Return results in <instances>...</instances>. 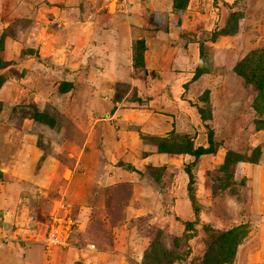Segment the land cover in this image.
Returning <instances> with one entry per match:
<instances>
[{
  "label": "crops",
  "instance_id": "crops-1",
  "mask_svg": "<svg viewBox=\"0 0 264 264\" xmlns=\"http://www.w3.org/2000/svg\"><path fill=\"white\" fill-rule=\"evenodd\" d=\"M54 1L56 2L51 4L50 2L48 4L41 3L38 14L34 15V18H38V20L28 19L30 21L24 24V28L28 30L36 26L41 31L49 32L54 31L49 29V26H55V33L51 32V34L54 33L55 35H49L50 39L48 42L54 43L56 47L58 45V48H55L58 55L53 59L54 61L48 63L49 66L43 65V70L45 71L46 69L50 76L59 78L60 75L64 79L68 78L63 72L51 69L52 66L50 65L52 62H58L60 68L66 66L63 65L64 58L71 54L72 59L76 60L75 69L80 67L82 60L85 62L84 68L88 70L85 74L89 76L90 80L87 79V82L83 83L84 85L80 88L84 94L78 97L80 100L76 101L77 104L75 102V106L81 107L82 114L78 113L76 115L88 114V110L92 112L89 116L93 115L92 120L94 121H89L90 133L86 136L85 142L87 144L89 142L95 144L94 153L99 151L107 158L115 159L118 163V170L111 176L100 168L97 178H95V174L92 176L90 170L87 173L79 172L77 176L76 168L70 171L71 174L74 172L72 178L74 174V179L82 177L85 185L81 189L73 186L76 191L72 193L74 198L71 200L76 205H80L82 211L80 210L77 213L79 221L76 220L78 222H76L70 233V245L48 250L42 247L43 244L39 241L31 244H24L21 241L20 243L22 244L18 248V242H16L18 237L16 239L13 238L10 242V264H130V258L137 259L139 263L142 259L140 258L142 252L144 254L149 246V240L144 234H137L134 229H128L130 225H133L131 223L132 220L141 217V214H143L141 210L143 202L138 197L139 194L141 195L143 191H146L151 198L155 197L154 189L158 186V182L155 179L160 178L157 173L160 170H157V168L163 166L162 169L166 178L168 176L180 178L183 181L182 187L188 176L184 169H186V164L189 163L196 162L195 165L199 163L196 168L198 171L202 162H205L207 167L204 166L203 172H207L206 175L210 177L214 175L220 176L223 174L220 166L225 160L226 153L231 150L241 154L243 152L241 149L244 145L241 143L248 137L251 144L250 152L242 154L250 156V153L255 148H260V160L257 164L240 162L236 165H247L249 168L259 167L264 155V140L260 139V142H258L256 137L264 133V128L258 130L251 123L247 126L239 124L233 127V120L227 119L225 124H220L214 131H211L212 135L216 133V138L215 135L213 136V142L216 143V145L214 144L216 151L202 155L197 161L195 156L169 155L157 151L158 145L155 139L169 138L173 132L177 135L189 136L193 140L195 148H207L210 145L209 135H206V138L202 137L201 140L200 136L199 142L195 139L196 137L191 136L192 133L190 131L192 129L195 131L194 135L198 136L200 132L199 126H202L203 121L199 109L191 108L189 105L188 99H190L191 94L187 96L185 92V88L188 86L192 85L194 87L197 85L196 87H198L200 83L197 84V82L205 74L194 79L195 73L184 72L187 65L184 63L183 58L177 60L174 56H168L171 52H176V47L170 44L169 40L175 44L177 39L178 42L184 41V43H187L190 39L192 44L196 46L195 33L197 31L207 30V32H210V35L206 34L208 37L214 35L215 38L222 37V39L228 35L218 34L219 29L215 28L216 22L213 25H211L212 23H205L204 27L201 25L202 29L196 28V25L193 30L183 28L185 23L189 24V26L192 24V22H189V18L191 19L194 13L192 9H201V3H204V0H189L190 3L187 8L179 11L174 8V0H129L128 8L127 6L124 7V3H119V0ZM228 1L231 4L229 10L239 11V6L243 5V8H241L243 12L242 23L238 30H234L237 31V34L235 36L231 34V37L232 35L236 37L241 31H246L243 33H247V37L244 40V44L247 45L253 36L251 30L256 29V31H261L263 37L260 43L264 45V0H244L242 4L235 0ZM193 3H196V7H192ZM181 11H185L183 15L180 14ZM244 36L242 37L243 39ZM256 36H259V34L256 33ZM143 42L144 48L140 44ZM81 51L82 53L79 54ZM196 51H198V48ZM232 52V55H235L234 51ZM220 53L218 52V54ZM227 60L225 61L227 62ZM237 61L238 58L236 57L231 63L233 69L231 71H234ZM0 69H2L0 71L6 72V68L0 66ZM233 73L237 77L235 78V86L239 85V82H244L242 77L235 72ZM49 78V76L45 77L48 80ZM100 80L113 86L102 85ZM122 84L128 85L129 88L131 86L130 91L126 92L117 89ZM99 85H102V88L97 90ZM135 86L136 89L133 91ZM10 87L15 90L17 84L7 80L2 85L0 88L1 100L10 93ZM70 87L71 85L69 88L60 90V92H66L71 89ZM208 88L211 90V87ZM103 90L105 91L103 92ZM223 90L225 91L223 93L224 97L228 99L229 97L226 95V93L229 95L228 90ZM132 92H134L133 96L136 98V102L134 101L131 104L130 102L121 103L125 99L127 101L129 93ZM258 93H255L253 98L251 97L252 100L250 98L251 103L254 102ZM14 98L16 96L13 92L10 95V100ZM94 100H105V103H99L96 106L93 103ZM82 101L86 105L81 103ZM225 106L229 107V103H226ZM219 110L224 112L219 118L220 121L225 118L226 113L225 109H220L219 107ZM7 121V124L0 125V172L2 173L0 180L8 176L18 180H21V178L27 179L35 184L33 180L40 179L41 170L46 168L48 159L46 162L43 161L46 159L41 158L43 155H40V149L38 150L34 146L31 147V145L29 148L32 150L27 151L26 157H19V149L9 151V148L13 146L7 147V140L10 137V131L17 129L13 125L17 124L16 119L10 121L7 119ZM36 123L45 125L37 121ZM97 126L99 129H97ZM36 128L38 127L36 126ZM41 128L39 127L40 130ZM202 130L205 131V129ZM6 132L9 137L6 136ZM32 138L33 136H30V141ZM153 148L156 149V153L148 155V151L153 150ZM32 157L35 158V161L31 160ZM48 158H53V156H48ZM21 159L30 160L32 163L41 161L43 166L40 170L27 176L28 174L23 170L24 167L20 166ZM159 162H162V164L159 165ZM211 162L213 166H209ZM14 164L17 167L19 165L21 168H14ZM138 165L145 166L146 169L151 168L153 173L149 170L145 171L146 176L141 175L144 170L140 171ZM175 165L183 168V170L181 171ZM5 166L9 168V172L3 171ZM248 167L243 168V172L251 170ZM261 168L264 167L261 166ZM233 172L235 173V171ZM252 173L256 176L255 172ZM254 175L251 177L252 180L250 179V183L253 185L255 179L258 178V176L255 177ZM19 176L22 177L20 178ZM145 177L151 180L142 181V178ZM136 178L137 181H134ZM30 182L25 184V191L31 187ZM144 183L149 188L143 186ZM127 185H129L128 188ZM134 185L137 187L133 189ZM32 187L35 192L36 187L34 185ZM179 189H181L180 186ZM179 189L176 193L179 194L176 199V206L183 217L190 219L192 218L191 216L195 215V212L192 213L191 201L188 194L184 190ZM91 190L93 191L88 194L89 199H86L85 196ZM136 190L138 194L134 196L133 193ZM245 191L248 192L247 188ZM117 193H119L120 198L112 202L111 196H115ZM1 197L2 194H0V212H2L0 214L4 215L3 217L9 224L16 226L17 235L21 237L27 233L28 238L36 236L38 230L33 225L25 226L22 229L23 224L19 222L20 216L19 219H14V215L11 212L5 211L4 206L9 207L12 204H6ZM24 200L27 201L26 199ZM207 202L208 199L202 202V205ZM208 210V208L200 206L198 216L203 217L205 220L209 216L211 219V216L214 217V213L209 210L210 215ZM0 220H2L1 217ZM128 235L132 240L128 238ZM254 235L257 240H260V247L253 245L252 248L249 244L250 241L248 239L252 240ZM263 238L264 231L251 232L239 245L235 259L231 264H264Z\"/></svg>",
  "mask_w": 264,
  "mask_h": 264
},
{
  "label": "rangeland",
  "instance_id": "rangeland-1",
  "mask_svg": "<svg viewBox=\"0 0 264 264\" xmlns=\"http://www.w3.org/2000/svg\"><path fill=\"white\" fill-rule=\"evenodd\" d=\"M119 1L121 4L124 3V7L127 6L128 8L127 4L129 0ZM235 1L242 4L244 0ZM48 2L51 4L56 1L0 0V61L3 62L2 65L7 69H5L6 72L0 71V75H3L4 83L10 80V82L17 84L15 90L10 87V93L4 96V99H0V125L7 124V119L9 121L16 119L17 125L13 126L17 129H12L10 131V137L9 135L7 136V132L5 133L6 136L9 137L7 140V147L10 145L13 146L9 148V151L19 149V157H26L27 151L32 150L29 148L31 145V147L34 146L37 147L38 150L40 149V155H43L41 158L46 159L43 161L46 162L48 159L46 168L41 170L42 175L40 179L33 180L35 184L27 179H22V176H19L21 180L13 179L8 176L0 180V194H2V200H4L6 204L11 203L13 205V207H11L12 205L9 207L4 206L5 211L8 213L11 212L14 215V219H19L20 216L19 222L23 224L22 229H24L25 226L33 225L38 230V234L34 237L28 238L27 233L19 237L17 235L16 226L11 223L9 224L3 217L4 215L0 214L2 218V220H0V255L3 257H0V264H10L11 239H16L18 237L16 242L20 243L23 241L24 244L42 241L50 226L51 219L63 216L62 209H65L67 218L71 217L73 221H79L77 213L78 211L80 212V210L82 211V208L71 200L74 198V194L72 193L76 191L73 186H77V189H81L85 185L82 177L74 179L75 174L72 178L74 172L71 174L70 171L76 168L77 176L79 172L87 173V171L90 170L92 176L95 174L94 176L97 178L100 168L102 171L105 170L108 172L111 176L118 170V163L115 159L107 158V156L103 153H99V151L94 153L95 144L92 142L87 144L85 142L86 136L90 133L89 121H94L92 120L93 115L89 116L92 112L88 110V114L76 115L78 113L82 114L81 107H78V105L75 106V102L78 99L80 100L78 97L84 94L83 90L80 88L87 82V79L90 80L89 76L85 74V72L88 71L84 68L85 62L82 60L80 67L75 69L74 64L76 60L72 59L71 54L64 58L63 65L66 66L60 68L58 62H52L50 65L52 66L51 69L61 73L63 72L68 78L64 79L60 75L59 78L50 76L46 69L45 71L43 70V65L45 64L47 67L48 63L54 61L53 59L58 55L57 51H55L58 45L56 47L54 43L48 42L50 39L49 35H55V26H49V29L54 30L49 32L41 31V29L36 26L28 30L24 28L26 22L38 20V18H34V15L38 14L40 4H48ZM203 2L204 3H201V9H192L194 13L191 19L189 18V22H192V26L185 23L183 28L193 30L196 25V28L199 27L202 29L201 25L204 27L205 23H212L211 25H213V23L216 22L217 25H215V28L219 29L218 34L223 36L228 35L222 39V37L215 38L214 35L208 37L206 34L210 35V32H207V30H203L202 32L197 31V33H195V43L198 51H196L197 48L192 44L190 39L187 43H184V41L178 42L177 39L175 40V44L169 40L170 44L176 47V52H171L168 55L169 57L174 56L177 60L183 58L184 63L187 65L184 72L195 73L196 71L194 70H196L198 65L205 68L204 70L207 72L203 75L202 79L197 82V84L200 83L198 87H196L197 85L194 87L191 85L185 88L187 96L191 94L190 99H188L190 107L199 109V112L200 109H202L206 117L207 115L211 116L209 117L210 120L205 119L203 116L201 117L203 122L202 126H199L200 132L198 136L194 135V129L190 131L192 133L191 136L196 137L195 139H197V142H199L202 137L206 138V135H209V133L214 131L220 124H225L227 119L233 120V127L239 124L247 126L250 123L254 124L256 129L257 127L264 126V115L260 116L254 113L253 104L250 101V98H253L254 94L259 92V89L256 85L245 82L243 78L244 82H239V85L235 86V78L237 77L234 75V71H231L233 70L231 63L236 57L238 61L245 60L251 57L254 51H258V48L264 51V45L260 43L263 35H261V31L259 32L256 31V29H252L251 32L253 36L249 40V43L245 45L244 40L247 37V33L245 34L243 32L246 31H241L236 37L234 36L237 34V31H235L232 37L231 34H229V32L236 30L232 29L237 23L235 18H239V25L242 23L243 12L241 8H243V5H240V10L237 11L229 10L231 4L228 0H204ZM189 3L188 0V4ZM192 7H196V3H193ZM184 12L185 11H181L180 14L183 15ZM222 31L226 32L223 33ZM51 32L54 33L51 34ZM256 33H258L259 36H256ZM218 34L216 33L217 36H219ZM243 36L244 39L242 38ZM202 49L204 51L203 53ZM82 51L79 54H81ZM232 51H234L235 55H232ZM218 52L221 53L218 54ZM261 55L262 54H259V56ZM225 60H227V62ZM58 66L59 68H57ZM48 76L50 77L49 80L45 79V77ZM65 81L67 84H64ZM100 82L102 85L113 86L107 82L104 83L103 80H100ZM98 83L99 81L97 85ZM70 85L71 89L63 93L60 92L62 87L69 88ZM102 85H99L97 90H100ZM208 87H211V90ZM130 88L128 85L122 84L120 87L118 86L117 89L129 92ZM135 89L136 86L133 91ZM223 89L228 90L227 92L229 95L226 93L229 97L228 99L224 97L223 93L225 91ZM104 91L105 90H103V92ZM206 91H209L208 95L205 93ZM13 92L16 98L10 100V95L13 94ZM133 95L134 92L129 93L127 101L125 99V101L121 103H133L136 99ZM81 103H83V101ZM93 103L97 106L99 103H105V100H94ZM226 103H229V107L225 106ZM219 107L220 109H225L226 113L225 118H222L220 121L219 118H221V114L224 112L219 110ZM39 112L47 115L49 120H53V125L36 123L34 115ZM205 121H207V123H205ZM36 126L38 128H36ZM39 127H42L41 130ZM97 129H99L98 126ZM202 129H205V131ZM176 135L177 134L174 136ZM214 135L216 138V133H214L213 136ZM30 136H33L31 141ZM200 136L201 138L198 140ZM260 139L264 140V133L256 137L258 142H260ZM241 144H244L241 149V151H243L242 153H249L251 149L249 137ZM68 145H70L69 148ZM155 153V148L148 151V155ZM251 154L252 153H250V155ZM48 156H53V158L49 159ZM31 160L35 161V158L32 157ZM261 161L260 165L264 167V155ZM20 164L21 167H24L23 170L28 174L27 176L40 170L43 166L41 161L32 163V161L25 159H21ZM161 164L162 162H159V165ZM198 164L199 163L192 166V168H194L193 171L191 170L193 172V174L191 173L192 178H190L187 173L188 176L183 187V181L180 178H174L168 175V178H166L165 172L162 169L163 166L157 168V170H160L157 172L160 178L155 179L158 182V186L154 189L156 193L155 197L151 198L146 191H143L141 195L139 194L138 197H140L143 202L141 208L143 214H141V217L132 220V222L130 221L133 225H130L128 230L134 229L137 234L142 233L147 236L149 246L144 254L142 252V256H140L142 259L139 263L137 259L130 258V264H170L168 263L166 255L162 253L163 250L171 256L180 255L181 259H178V261L173 264H201L208 249V232H206L205 226H213L218 230H227L232 226L245 224L247 227L241 230L242 233L246 231L245 239L251 232L264 231V168H261V166L249 168L247 165H232L231 169L223 171L225 172L222 176L223 180L218 184V189L221 188V191L217 192L215 190L217 186L215 182L216 179H214L215 175L210 177L206 175L207 172H203V168L206 166L205 162H202L200 169L197 171L196 168ZM138 166L140 171L144 170V172L141 173L143 176H146L145 173L149 170L153 173L151 168L146 169L145 166ZM209 166H213V163H209ZM233 166H235L234 169ZM15 167L21 168L19 165L17 167L14 164V168ZM178 167L179 166H177V168ZM246 167L251 170L243 172L242 169ZM179 169H181V171L183 170V168L180 167ZM232 170L235 171V173ZM3 171L9 172L10 170L5 166ZM231 171L234 175L232 178L227 174ZM252 172H255L256 176H258L254 181V185L250 183L252 180L251 177L254 175ZM226 179L228 183L222 186ZM147 180L151 179L148 177L142 178V181ZM134 181H137V178ZM29 182L31 183V187L28 188V186L27 188L30 191H25V184ZM32 185L36 187L35 192L32 189ZM146 185L147 184L144 183L143 186ZM179 186L181 189H179ZM87 187L90 188L89 185H87ZM128 187L129 185H127V188ZM135 187L137 186L134 185L133 189ZM241 187L247 188L248 190L247 197L245 198L246 203L244 205L238 199ZM178 189L184 190L191 201L192 213L195 212V215L191 216L192 218L190 219L183 217L181 215L182 213L178 211L176 206V199L179 196V194H176ZM92 191L93 190L87 193L85 196L86 199H89L88 194H91ZM192 193L195 196V205L192 203V198L190 197ZM137 194L136 190L133 195L136 196ZM241 194H243V192ZM118 198H120L119 193L115 196L112 195L111 201L115 202ZM207 199L208 202L202 205V202H205ZM200 206H204L211 210L210 212L214 213V217L211 216L210 219L208 216L207 220H205L203 217L196 215V211L200 209ZM209 210L208 213L211 215ZM197 218L198 222L196 221ZM194 221L196 222L191 227V230L188 231L186 229V223ZM135 222L137 223L134 225ZM128 238H130L129 235ZM130 239L132 240V238ZM248 240L250 241L249 244L251 247L253 245L260 247L261 245V242L259 243L260 240H257L255 235L252 240ZM263 241L264 238L262 242ZM18 243L17 246L19 248L22 243ZM42 247L44 246L42 245ZM32 248L34 249L33 245ZM155 249H157L159 257L163 259V262L160 263L149 259V257L153 255Z\"/></svg>",
  "mask_w": 264,
  "mask_h": 264
},
{
  "label": "trees",
  "instance_id": "trees-1",
  "mask_svg": "<svg viewBox=\"0 0 264 264\" xmlns=\"http://www.w3.org/2000/svg\"><path fill=\"white\" fill-rule=\"evenodd\" d=\"M175 8L176 9H184L186 8L188 4V0H174ZM237 23L233 26L232 29L238 30L239 25V18H235ZM225 33L226 31H222ZM235 31L229 32V34H234ZM143 48H144V42L140 43ZM202 49V53H203ZM255 54V55H254ZM259 54H262L259 56ZM203 55V54H202ZM255 56V57H254ZM204 58V57H203ZM3 62L0 61V66L5 68L3 65ZM205 68L201 67L198 65L196 68V72L194 75V79H197L198 77L202 76L203 74L206 73L204 70ZM234 72L245 79V82L251 83L253 85H256L257 88L259 89L258 96L254 100L253 104V109L254 113L259 114L260 116L264 115V51L258 49V51H254L252 53L251 57L246 58L245 60H240L237 62L236 66L234 67ZM3 76H0V88L3 85ZM67 84V83H64ZM64 87H62L61 90H63ZM207 95L209 94V91L205 92ZM200 113L205 119H209L211 117L210 115L204 114V111L200 109ZM35 120L37 122H41L46 125H53V120H49V117L47 115H44L43 113H35L34 115ZM264 128L263 127H257L258 130ZM175 133H172V136L169 138H156V142L158 145V152L159 153H165L169 155H191L199 159L202 155L207 154V153H214L216 151L215 145L216 143L213 142V135L212 133L209 134V147L204 148V147H198L195 148V144L193 140L189 136H184V135H176L174 136ZM215 144V145H214ZM261 156V149L260 148H255L254 151L250 156L244 155L237 153L235 151L229 150L226 153L225 160L223 164L220 166V169L223 171H228L231 169L232 165H236L240 162H245V163H252V164H257L260 160ZM196 162L194 163H189L186 164V172L189 174L190 178H192V166H194ZM225 172H223L224 174ZM227 173V172H226ZM2 173L0 172V177ZM193 174V173H192ZM223 174L220 176H215L214 179L215 182L217 183V186L215 187V190L221 191V188L218 189V184L223 180ZM230 178L234 176L231 172L227 173ZM228 183V180L226 179L225 183L222 184L225 185ZM215 184V183H214ZM243 192V194H241ZM190 197L192 198V203L195 205V196L194 194H190ZM247 197V192L245 191L244 187H241L240 194L238 195V199L240 202L244 205L245 198ZM195 202V203H194ZM196 215H198V210L196 211ZM198 222V218L196 219ZM187 222L186 223V229L188 231L191 230V227L194 225L196 222ZM198 224V223H197ZM247 225L245 224H239L232 226L231 228L227 230H218L216 228L205 226L206 232H208V241H207V253L206 256L203 258L201 261V264H231L238 251L239 245L242 243V241L245 239V233H242L241 230L246 228ZM241 232V234H240ZM152 247V246H151ZM148 249V248H147ZM146 249V250H147ZM167 257L168 263L173 264L178 259H181L180 255H175L171 256L169 253L166 251H162ZM150 256V254L148 253ZM150 260L152 261H158V262H163V259L159 257V254L157 252V249L154 250L153 255L149 257Z\"/></svg>",
  "mask_w": 264,
  "mask_h": 264
},
{
  "label": "built area",
  "instance_id": "built-area-1",
  "mask_svg": "<svg viewBox=\"0 0 264 264\" xmlns=\"http://www.w3.org/2000/svg\"><path fill=\"white\" fill-rule=\"evenodd\" d=\"M62 210L63 216L51 219L50 226L42 239V243L47 249L54 247H67L70 245V233L76 225V222L73 221L71 217L67 218L65 209Z\"/></svg>",
  "mask_w": 264,
  "mask_h": 264
},
{
  "label": "clouds",
  "instance_id": "clouds-1",
  "mask_svg": "<svg viewBox=\"0 0 264 264\" xmlns=\"http://www.w3.org/2000/svg\"><path fill=\"white\" fill-rule=\"evenodd\" d=\"M39 242H40L41 244H43L41 240H40ZM43 245H44V244H43ZM44 247L46 248V246H45V245H44ZM54 248H55V247H54ZM46 249H47V248H46ZM51 249H53V248H51ZM48 250H50V249H48Z\"/></svg>",
  "mask_w": 264,
  "mask_h": 264
}]
</instances>
